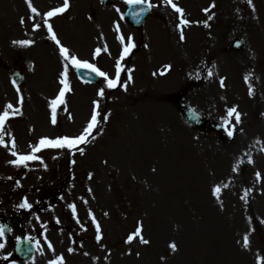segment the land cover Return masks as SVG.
<instances>
[{"label": "rangeland", "instance_id": "obj_1", "mask_svg": "<svg viewBox=\"0 0 264 264\" xmlns=\"http://www.w3.org/2000/svg\"><path fill=\"white\" fill-rule=\"evenodd\" d=\"M173 2L183 9L187 25L177 27L180 14L163 0H151L154 7L139 29L120 18L125 0H112L109 6L69 0L67 10L48 19L71 55L112 79L119 60V81H124L118 91L108 88L104 77L88 84L76 78L67 62L70 90L57 105L53 124L50 102L64 87V65L43 14L62 7L63 0H31L40 15L28 9L26 0H0V111L8 103L20 109L5 124V141L20 140L17 152L27 154L43 137L80 135L93 110L98 113L86 143L72 150L43 149L37 153L43 163L13 165L14 156L0 146V174L8 176L0 188L3 200L16 209L22 197L20 203L27 199L31 205L23 213V227L12 220L13 237L1 253L10 256L16 236L37 241L32 261L14 264H49L59 256L63 264H264V0ZM168 9L179 18L174 26L162 17ZM106 10L112 16L106 18ZM113 24L121 27L123 43ZM24 39L33 43L13 44ZM234 40L239 46H233ZM129 42L135 47L121 58ZM43 45H52L53 52ZM239 53L249 58L244 57L247 69L236 63L242 59ZM162 65L171 70L163 76L157 71ZM10 68L24 73L19 92L10 81ZM178 91L208 128L195 130L183 122L175 104ZM233 107L239 123L235 115L228 116ZM143 113L153 124L148 130ZM221 124L226 130L219 133ZM148 131H155L157 139ZM16 167L24 172L22 193L12 179H22ZM217 186L218 197L213 194ZM137 227L149 243L139 237L126 243Z\"/></svg>", "mask_w": 264, "mask_h": 264}, {"label": "snow or ice", "instance_id": "obj_2", "mask_svg": "<svg viewBox=\"0 0 264 264\" xmlns=\"http://www.w3.org/2000/svg\"><path fill=\"white\" fill-rule=\"evenodd\" d=\"M126 3H134V4H147V8H152L154 7V5L151 3V0H125ZM26 3L28 4V7L31 9L32 13H35L36 15H40V13L37 11V9L32 5L31 0H26ZM163 3L166 5H170L175 12L179 13L181 16L180 19V24L177 25V27H180V25H187L189 23L188 20L183 19V9L178 7L176 5V3L173 2V0H163ZM248 3L251 4L252 0H248ZM214 7V5H212ZM69 7V0H63V6L62 7H55L49 11H47L46 13H44V24L47 26V30L49 33H51V39L54 40L56 42L57 45L60 46V55L61 57H63L64 61L66 62L64 65V71L61 73V77L62 79L60 80V83L64 86L60 89V92L58 94V96L53 99L50 102V107L52 109V123L55 124L56 123V108L58 104H63L64 103V95L66 91L70 90V87L67 83V71H68V63L67 62H71L72 66L80 69H91L92 72L96 73L99 76L104 77V79L107 82V87L108 88H115L117 86V83L119 82V78H120V73H121V64L119 62V60L116 62L115 65V78H109L107 73L101 71L99 68H97L94 64H91L87 61H81L79 60L76 56L71 55L69 52V49L62 46L60 44V41L57 39L55 33L53 32L52 29V25L50 23H48V19L52 18L58 14L63 13L65 10H67ZM147 9L142 8L141 11H146ZM117 11H119V9H117ZM205 12L208 11V9L204 10ZM208 19H212L211 16L208 17ZM21 23H24L23 19H21L20 21ZM205 26H207L206 22H205ZM40 25L39 24H35L34 28H39ZM117 30L119 31V27L117 26ZM182 40L184 39L183 36V32L181 30V37ZM121 43L124 42V37L121 35L119 37ZM129 41H131V38H128ZM33 41L28 40V39H24V40H15L13 41V44H17L20 46H28L30 44H32ZM135 45L131 42H129L127 44L126 47H124L123 49V53L121 58H123V56L127 55L132 48H134ZM105 51L107 50L106 48L104 49ZM101 49L97 48L96 49V54L98 55L100 53ZM209 75H211V72L209 73ZM129 80H131V75H129L128 77ZM248 80V76H245V81ZM13 83L15 84V81H13ZM223 80H221V86H223ZM19 88H17V92H19ZM249 94H252V90H251V86H249ZM98 95L103 96L104 95V89H100ZM23 97L20 98V102H22ZM98 107V104H97ZM20 111V109L18 107H15L12 103H8L5 105V107L3 108L2 111H0V146H3L5 148H8V144L9 142L5 141V134H6V130H5V124L6 122L10 119L11 116H14L16 114H18ZM97 115L98 113L96 112V110H93V114L91 116V120L89 121L87 127L83 130V132L74 137V138H69L67 136L65 137H58L55 139H50L47 137H43L39 140V142L36 145H32L31 147V151L28 154H18L15 151V139L14 137L11 139L10 143H11V155L16 157V159L9 161V163L13 164V165H27L28 161H35V160H41V157H39L37 155L38 152H40L43 149H48V148H52V149H68V150H72V149H77V146L83 143L87 142V138L88 136L91 134L92 129L95 128L96 124H97ZM233 115H235V120L237 123L240 122V113L237 112L236 108H230L228 109V116L232 117ZM107 117H105L106 119ZM229 136L232 135L231 132L228 133ZM78 151L83 154L84 153V149L83 148H78ZM251 162V161H249ZM41 163H43V161L41 160ZM257 179L260 178V173L257 172L256 173ZM224 187H227V185H225ZM221 191V188L219 186L215 187L213 189V194L216 195L217 197L219 196V193ZM247 196V190L245 192V196L241 197V199H245ZM19 207L21 208H31V205L27 202V199H25L20 205ZM69 207L72 208L73 213H75V206L74 205H70ZM141 227H137L135 229V232L130 234L127 237L126 243H131L133 241V239L135 237H139L140 238V242L147 244L149 243V241L145 240L143 238V236L141 235ZM4 234V229L2 226H0V236H3ZM101 235H100V226L97 223L96 224V239L97 241H99L101 239ZM243 246L245 248H247L249 246V237L248 235H245L243 237ZM4 245L0 244V248H3ZM49 248H51V244L49 243L48 245ZM170 247L175 251L176 250V245L175 243L171 244ZM69 252H72L73 249L69 248L68 249ZM49 264H63V256H59L54 260L49 261Z\"/></svg>", "mask_w": 264, "mask_h": 264}, {"label": "bare ground", "instance_id": "obj_3", "mask_svg": "<svg viewBox=\"0 0 264 264\" xmlns=\"http://www.w3.org/2000/svg\"><path fill=\"white\" fill-rule=\"evenodd\" d=\"M20 2V1H19ZM19 8L20 9H23V7H20L19 6ZM25 10V9H24ZM31 11V10H30ZM120 11V10H119ZM173 10L171 11V10H166V11H164V14H163V18L164 19H167V20H169V22H170V24L172 25V26H174L173 25V22H174V18H176V20H179V18L178 17H176V16H173ZM105 17L106 18H108V17H110V16H112V14H111V12H109V10H106L105 12ZM175 14H177L176 12H174ZM178 15V14H177ZM180 16V15H179ZM81 27V26H80ZM81 29H82V27H81ZM57 36H58V38H59V40L63 43L64 41H63V39L61 38V36L59 35V33L57 32ZM173 39V38H172ZM110 42L113 44V45H116V43H114V40H113V38L111 37L110 38ZM179 42V41H178ZM65 43V42H64ZM44 46V45H43ZM45 47V51L46 52H48V53H50L51 54V52H53V46L52 45H46V46H44ZM171 48V47H170ZM43 51H44V49H42ZM134 50V49H133ZM132 50V51H133ZM240 54V56L242 57V59H239L238 61H236V63L239 65V66H242L243 68H245V69H247L248 68V66H247V62L246 61H244L245 59H244V57L245 58H247L248 60H249V58L248 57H246L244 54H242V53H239ZM60 62H61V64H63V65H65V61H64V59H63V57H61L60 56V60H59ZM168 69V66H164V65H162L160 68H158L157 69V71L163 76V74H164V72L167 74V73H169L170 71L169 70H167ZM244 69V70H245ZM169 71V72H168ZM113 73H115V71L113 70ZM208 78H209V80L211 79L209 76H208ZM114 79V78H113ZM204 82H206L207 81V79H206V77H204ZM124 82V81H123ZM123 82H118L117 83V86L115 87V88H111L112 90H114V91H118L119 89H120V87L122 86V84H123ZM166 87H167V85H165L164 87H163V91H166ZM3 103V102H2ZM2 107V106H1ZM0 107V108H1ZM143 115H144V117H143V123H144V126H145V128L148 130L149 128H150V126L151 125H153L152 124V122L150 121V120H148V118L145 116V113H143ZM144 131H146V130H144ZM148 136H151V137H153L154 139H157V135H156V133H155V131H148ZM20 139V138H19ZM20 141V140H19ZM19 141H15L16 142V147L15 148H19L20 146V143H19ZM9 146V145H8ZM11 147V146H10ZM7 151H9V149L7 148ZM55 224H58L60 227L62 226V224L61 223H55ZM58 230H60V229H58ZM42 238V237H41ZM39 258V257H38Z\"/></svg>", "mask_w": 264, "mask_h": 264}, {"label": "water", "instance_id": "obj_4", "mask_svg": "<svg viewBox=\"0 0 264 264\" xmlns=\"http://www.w3.org/2000/svg\"><path fill=\"white\" fill-rule=\"evenodd\" d=\"M182 114L186 118L188 122H194L196 119V115L188 108H185V106H182ZM31 249H27L26 247H23V256L27 257V255L31 252Z\"/></svg>", "mask_w": 264, "mask_h": 264}]
</instances>
